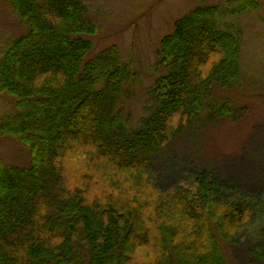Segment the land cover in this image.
Listing matches in <instances>:
<instances>
[{
	"label": "trees",
	"instance_id": "obj_1",
	"mask_svg": "<svg viewBox=\"0 0 264 264\" xmlns=\"http://www.w3.org/2000/svg\"><path fill=\"white\" fill-rule=\"evenodd\" d=\"M6 1L27 28L0 54V94L13 107L0 135L28 161L0 160V264H231L229 243L257 223L249 249L264 259V194L206 171L162 190L147 171L203 116L231 112L222 94L245 82L240 18L263 1L196 0L177 17L136 126L123 97L137 73L118 44L91 53L98 25L83 0Z\"/></svg>",
	"mask_w": 264,
	"mask_h": 264
},
{
	"label": "rangeland",
	"instance_id": "obj_2",
	"mask_svg": "<svg viewBox=\"0 0 264 264\" xmlns=\"http://www.w3.org/2000/svg\"><path fill=\"white\" fill-rule=\"evenodd\" d=\"M83 1L98 25L97 34L90 37L94 46L91 53L118 44L122 59L137 73V79L126 88L123 97V117L129 125L136 126L151 104L147 92L156 76L152 65L159 40L196 0ZM261 1L263 5L257 12L240 18L245 30L242 48L245 82L240 90H226L222 94L233 95L231 112L212 120L203 116L200 122H195L154 154L147 171L158 188L180 187L195 174L206 171L219 182L236 186L240 192L264 194V0ZM26 28L10 4L0 0V54ZM11 108L7 96L0 94V116ZM76 151L71 156L79 152ZM0 160L26 164L27 149L15 137L0 135ZM260 227L258 223L247 226L229 243L231 264H264V259L249 249L250 236L252 239Z\"/></svg>",
	"mask_w": 264,
	"mask_h": 264
}]
</instances>
